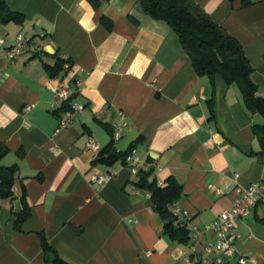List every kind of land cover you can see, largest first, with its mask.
Instances as JSON below:
<instances>
[{
	"label": "crops",
	"instance_id": "obj_1",
	"mask_svg": "<svg viewBox=\"0 0 264 264\" xmlns=\"http://www.w3.org/2000/svg\"><path fill=\"white\" fill-rule=\"evenodd\" d=\"M193 2L241 42L264 95V0ZM7 3L26 20L0 24V143L9 148L0 164L18 166L15 198L0 197V264H53L40 234L73 264H201L191 240L162 235L163 221L151 192L137 185L138 173L123 160L97 162L85 145L92 136L104 148L119 136L115 147L123 152L138 142L141 166H153L160 184L173 176L182 185L178 204L192 215L189 227H199L195 243L202 252L216 239L205 226L234 205L238 192L228 185L235 174L239 186L264 180L254 133L264 117L246 108L236 84L216 75L213 86L209 76L198 75L179 35L138 0ZM20 34L31 40L11 61L6 50ZM57 57L71 67L50 77L45 64ZM76 81L82 85L73 100L85 108L58 131L61 102L52 87ZM108 172L115 175L103 185L91 182ZM24 194L32 215L19 230L14 222ZM237 231V255L247 257L245 264H264V201L237 221ZM209 264L241 263L212 253Z\"/></svg>",
	"mask_w": 264,
	"mask_h": 264
},
{
	"label": "trees",
	"instance_id": "obj_2",
	"mask_svg": "<svg viewBox=\"0 0 264 264\" xmlns=\"http://www.w3.org/2000/svg\"><path fill=\"white\" fill-rule=\"evenodd\" d=\"M146 14L154 19L166 21L179 35L180 42L192 59L193 66L198 75H207L214 86L216 75L223 77L228 85L236 84L242 92L245 106L248 110L257 112L264 117V95H259V86L253 79L254 67L250 63L241 42L228 34L211 16L197 6L193 0H138ZM233 1V0H232ZM253 0H243V5H250ZM25 16L12 10L7 0H0V24L14 22L23 24ZM57 56V53L55 54ZM68 60L57 57L54 65L45 64V69L50 77H55L66 69ZM70 63V62H69ZM71 65V63H70ZM74 97V96H73ZM73 99V98H72ZM69 105L63 103L56 111L59 115ZM211 113L214 108L211 101ZM113 136V129L104 124ZM254 133L261 145L264 154V123L254 125ZM138 142L132 144L126 151L118 152L115 141L104 148L97 162L113 164L118 160L126 163L127 155L137 147ZM9 152V148L0 143V160ZM22 155V153L20 152ZM153 162L151 156L148 157ZM155 169H141L138 172L137 185L151 192L153 208L163 221L162 235L168 239L186 244L190 241L191 229L189 222L178 221L174 213L175 207L183 196L182 185L173 177H168L160 184L153 177ZM18 166H4L0 164V197L13 200L15 198L14 184L17 177ZM24 207L16 215L14 225L21 229L22 225L32 215V207L28 203L26 195L23 197ZM41 236V245L45 253V259L53 264H73L64 259L60 253L47 241L44 234Z\"/></svg>",
	"mask_w": 264,
	"mask_h": 264
},
{
	"label": "built area",
	"instance_id": "obj_3",
	"mask_svg": "<svg viewBox=\"0 0 264 264\" xmlns=\"http://www.w3.org/2000/svg\"><path fill=\"white\" fill-rule=\"evenodd\" d=\"M44 35V34H43ZM31 39L24 37L22 34L18 35L16 43L9 49L6 50L8 58L13 61L18 54L24 50V45L26 42H30ZM5 39L0 37V48L4 46ZM35 52H42V48L34 47ZM66 68L71 67L70 63L65 64ZM3 77L0 74V84L2 83ZM81 81H76L73 86L70 85H57L52 87L56 101H60L61 105L67 103L69 107L62 112L60 123L58 126V131L65 129L71 125L73 122V117L76 112L82 111L85 106L81 103L75 102L72 98L76 93L77 89L81 87ZM33 105H28L24 110H30ZM114 139H119V136H114ZM85 149L90 151L95 158H98L102 146L96 141L92 136L89 137ZM142 158L139 153L138 148H134L126 157V164L129 165L136 173L141 169H146V167L141 166ZM115 172H108L105 174H94L91 177V182L98 185H103L108 182ZM239 174H235V179L228 185V188H234L238 195L235 199L234 205L231 209L224 210L213 223L206 225L205 229L212 231L216 234V239L209 241L200 252L197 244L195 243V232L199 230L198 226H191V243L190 248L194 255H199L201 264H209V258L212 253H219L225 259H232L238 257L239 263L245 264L247 257L245 255H237L236 241L241 237L237 231V221L243 217L248 216L254 206L259 201H264V180L252 183L248 186H239L237 184V179ZM178 221L190 222L192 215L185 208L177 205L174 210ZM190 261L189 257L187 258Z\"/></svg>",
	"mask_w": 264,
	"mask_h": 264
},
{
	"label": "water",
	"instance_id": "obj_4",
	"mask_svg": "<svg viewBox=\"0 0 264 264\" xmlns=\"http://www.w3.org/2000/svg\"><path fill=\"white\" fill-rule=\"evenodd\" d=\"M44 49H45V51H47L48 53H51V54H53L55 51L53 45H47ZM151 156L156 157V155L154 153H151Z\"/></svg>",
	"mask_w": 264,
	"mask_h": 264
}]
</instances>
